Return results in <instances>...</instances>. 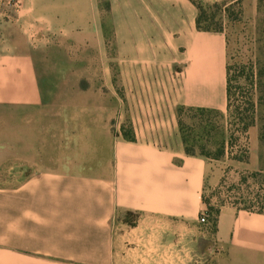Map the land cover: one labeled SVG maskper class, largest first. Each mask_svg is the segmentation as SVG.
I'll list each match as a JSON object with an SVG mask.
<instances>
[{"label":"crops","instance_id":"0c3cea01","mask_svg":"<svg viewBox=\"0 0 264 264\" xmlns=\"http://www.w3.org/2000/svg\"><path fill=\"white\" fill-rule=\"evenodd\" d=\"M20 1L7 41L96 43V104L112 90L119 112L80 115L65 136L72 150H58L70 126L58 135L44 92L24 91L35 69L25 59L45 54L13 43L1 52L0 264H264V211L225 204L216 233L200 223L226 175L262 172L259 126L246 131V151L227 146L219 160L188 155L179 126L180 107L228 108L225 35L197 29L192 0ZM126 214L135 225H116ZM211 238L221 250L212 260Z\"/></svg>","mask_w":264,"mask_h":264},{"label":"rangeland","instance_id":"374dc122","mask_svg":"<svg viewBox=\"0 0 264 264\" xmlns=\"http://www.w3.org/2000/svg\"><path fill=\"white\" fill-rule=\"evenodd\" d=\"M192 1L202 11V26L213 30L209 32L225 35L230 101L228 108L223 111L185 108L180 118L183 134L187 139L188 147L193 148L197 154L215 155L223 145L246 151L247 136L243 128L247 123L254 121V125H258L260 131L262 172H258L257 176L252 175L256 172L229 173L225 177L222 195L211 198V202L217 205L220 201L227 200L238 202L241 207L264 208V140H261L264 132V0ZM101 5L104 10L109 9L108 2H102ZM20 6V0H0V54L3 50L12 49V43L15 49L22 50L26 46L31 51L45 54L37 58L25 59V64L36 70H30L25 74L24 91L32 93L33 88H38L44 92L47 102L42 107L44 110L42 113L46 116L49 114L56 116L58 135L62 129L61 125L70 126L68 131L60 133L57 149L64 151V147L68 146V149L72 150L68 142V145H65V136L71 138L77 135L80 115L103 111L106 115L112 116L119 112L118 107L112 105V90H104L103 107L96 104L98 94L102 92L96 88L98 76L96 43H85L75 39L63 43L49 41L48 37L39 41L32 39L9 42L7 33L10 34L14 28L13 22ZM106 38V49L111 55V34L106 33ZM48 85H55V89L43 88ZM117 93L122 95V91L117 90ZM49 98L52 101L51 106L48 102ZM4 119L5 117L0 118V120ZM116 125H118L116 121L110 122V129L114 134L117 130ZM120 130L124 136L131 134L128 122L123 123ZM11 172L15 173V171ZM211 195H214V191L206 193V199ZM123 220L135 225L136 217L126 214L116 221V225L124 224ZM201 225L207 228V233L213 234L210 224L201 223ZM209 245L210 251L204 255V258L211 257L212 260L221 250L215 246L212 238ZM130 262L124 264H131Z\"/></svg>","mask_w":264,"mask_h":264},{"label":"trees","instance_id":"16d2710c","mask_svg":"<svg viewBox=\"0 0 264 264\" xmlns=\"http://www.w3.org/2000/svg\"><path fill=\"white\" fill-rule=\"evenodd\" d=\"M199 11H200V15H198V18H197V29L199 31H202V32L213 31L210 28L202 26V19H201L202 18L201 17L202 11H201V9H199ZM229 84H230V79L228 78V96H229V101H230V87H229ZM184 109H185V107H180L178 109L177 114H178V119H179L180 131H181L182 138H183V141H184V144H185L186 153L188 155H201V156H204V157H206L208 159H213V160H219V159L223 158L225 156V154H226V147L227 146H225V145H223L222 149H220L215 155H210V154H207V153L197 154L194 151L193 148L188 147L187 139H186V137L183 134V128L181 127V121H180V118H181V115H182ZM200 110H205V109H200ZM253 125H254V121H251L250 123H247L244 126V128H243V132L246 133V131ZM125 137L130 139V140H134V137L131 134L128 135V136L126 135ZM261 140L262 141L264 140V132L261 135ZM234 158L235 159H243L245 157L244 156L243 157H237L236 156ZM258 174L259 173H254L252 175L253 176H257ZM244 181L246 182V178L244 179ZM224 187H225V178L220 183V186L214 191V195L212 197H210L209 199H206V197H204V199H203L204 204L206 205V210L201 214L200 222L201 223L210 224L211 225L210 229L212 230L213 234L217 232L218 220H219V215H220V209L225 204H231V205H234V206L238 207L239 209L247 210V211H251V212H263L264 211V208L255 209L253 207H241L240 203H238V202H229L227 200L220 201L219 204H217V205L212 204L211 198H213L215 196H221L222 195V190H223Z\"/></svg>","mask_w":264,"mask_h":264}]
</instances>
